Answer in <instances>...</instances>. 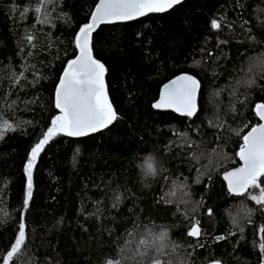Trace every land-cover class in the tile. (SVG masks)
Returning <instances> with one entry per match:
<instances>
[{
	"label": "trees",
	"instance_id": "1",
	"mask_svg": "<svg viewBox=\"0 0 264 264\" xmlns=\"http://www.w3.org/2000/svg\"><path fill=\"white\" fill-rule=\"evenodd\" d=\"M97 1L57 0L48 7L51 23L41 24L35 0H0V264L21 223L19 264H106L126 256L121 250L135 248L148 229L166 230L179 245L174 261L264 264L258 232L264 209L247 194H230L221 177L239 165L242 138L260 123L264 0H184L164 13L100 26L92 51L107 69L118 119L87 137L51 139L37 157L25 209L31 149L59 115L55 87ZM21 72L27 79L16 83L13 73ZM181 73L201 84L192 118L152 107L160 87ZM248 80L255 83L249 87ZM149 158L156 175L145 173ZM196 220L198 239L187 235Z\"/></svg>",
	"mask_w": 264,
	"mask_h": 264
},
{
	"label": "snow or ice",
	"instance_id": "2",
	"mask_svg": "<svg viewBox=\"0 0 264 264\" xmlns=\"http://www.w3.org/2000/svg\"><path fill=\"white\" fill-rule=\"evenodd\" d=\"M182 2L183 0H99L91 14L90 22L81 26L75 36L74 43L78 49V55L68 61L55 90V107L59 111V115L52 119L51 126L44 133L43 138L31 149V156L25 168L27 174L25 209L32 199L33 168L37 157L51 139L60 134L69 137H85L108 128L118 119V114L108 96L105 82L107 69L100 60L93 56V32L101 24L127 22L147 16L150 13H163ZM35 3L34 12L39 14L37 22L41 24L51 23L48 7L49 5L55 6L57 0H35ZM28 11V8H24L22 14L26 15ZM211 26L214 29H220L221 22L213 19ZM26 39L31 43L34 36L28 35ZM21 78L27 79L23 72L19 75L13 73L12 79L16 83H19ZM244 83L250 87L255 81L248 80ZM199 90L200 81L193 75L182 73L164 86L159 101L153 107L156 109H173L188 118L195 117L198 112ZM255 113L260 120L264 121V102L255 105ZM6 128L11 131L15 130L12 124H6ZM4 131L5 129L0 127V139L3 138ZM242 139L243 144L237 153L243 162L242 166L227 171L224 174V179L227 181L230 194L235 196L247 194L251 201L264 209V181H262L264 178V123L252 127ZM185 142L188 143L189 147L191 146L190 142L186 140ZM144 168L147 175L157 174V168L154 166L152 158H149ZM165 195H174V192L170 191ZM119 199L120 197L117 196L116 200L119 201ZM207 214L211 216L213 214L212 209H208ZM251 215L252 210H248L247 219L249 223H252ZM233 224L237 225L240 232H243V228L240 227L236 219L233 220ZM258 232L261 234L262 241L259 244V249L264 253V225L258 226ZM201 234L200 222L196 220L187 235L198 239ZM129 236L134 237V233L129 232ZM154 236L155 239L150 238ZM216 239L222 240L226 237L220 236ZM25 241V225L21 223L18 237L10 246V250H7L6 255L2 257L3 264H11L14 257L19 264ZM199 246L203 247V245ZM177 247L179 245L169 242L166 230L154 234L151 229H148L147 234L136 242L135 248L121 250L128 252L126 256L120 260H108L106 264H187L183 258H177L174 261L173 257ZM215 264H220V261H216Z\"/></svg>",
	"mask_w": 264,
	"mask_h": 264
},
{
	"label": "water",
	"instance_id": "3",
	"mask_svg": "<svg viewBox=\"0 0 264 264\" xmlns=\"http://www.w3.org/2000/svg\"><path fill=\"white\" fill-rule=\"evenodd\" d=\"M98 2H99V0L97 1V3H96V5L98 4ZM183 2H184V0H183ZM96 5H95V7H96ZM95 7H94V9H93V11H92V13L94 12V10H95ZM169 11V10H168ZM167 12V11H166ZM164 13V12H163ZM91 17V16H90ZM140 18H142V17H140ZM140 18H137V19H135V20H138V19H140ZM135 20H131V21H127V22H116V23H111V24H101L100 26H102V25H114V24H122V23H128V22H132V21H135ZM88 22H90V18H89V20H88ZM99 26V27H100ZM99 27L93 32V34H95V32L99 29ZM79 31V30H78ZM77 34H78V32H77ZM76 34V35H77ZM76 55H78V49H77V54ZM75 55V56H76ZM93 56H94V54H93ZM95 57V56H94ZM75 58V57H74ZM73 59V58H72ZM67 66V65H66ZM66 68V67H65ZM64 71V70H63ZM63 71H62V73H61V75H60V78L62 77V74H63ZM182 74V73H181ZM189 74V73H188ZM180 75V74H179ZM190 75H192V74H190ZM178 76V75H177ZM176 77V76H175ZM175 77H173V78H171L170 80H168L167 82H165L161 87H160V89H159V94H158V98L153 102V104H152V107H153V105L155 104V103H157L158 101H159V98H160V95H161V93H162V91H163V89H164V86L166 85V84H168L172 79H174ZM198 79V78H197ZM60 80V79H59ZM199 80V79H198ZM58 84H59V81H58V83H57V85H56V87H55V90H56V88H57V86H58ZM200 88H201V84H200ZM199 93H200V90H199ZM199 93H198V99H197V102H198V109H199ZM54 102H55V91H54ZM56 108V107H55ZM153 109L154 110H156V111H162V112H172V113H174V114H176V115H178V116H182V117H186V116H183V115H181L180 113H178V112H176V111H174L173 109H156V108H154L153 107ZM257 117L259 118V116L257 115ZM259 120H260V118H259ZM261 123H264V121H262V120H260V123L259 124H261ZM258 125V124H257ZM103 130V129H102ZM101 130V131H102ZM251 130V129H250ZM249 130V131H250ZM248 131V132H249ZM100 132V131H99ZM247 132V133H248ZM97 133V132H96ZM246 133V134H247ZM93 134H95V133H91V134H89L88 136H90V135H93ZM67 137H69V136H67ZM85 137H87V136H85ZM69 138H73V139H79V138H83V137H69ZM238 160H239V165L237 166V167H235V168H232V169H229V170H227V171H231V170H234V169H236V168H239V167H241L242 166V161L240 160V158H239V156H238ZM227 171H225L223 174H222V180L224 181V183H225V185H226V188H227V190H228V186H227V181L224 179V174L227 172ZM215 262L216 261H214V262H210V263H207V264H215Z\"/></svg>",
	"mask_w": 264,
	"mask_h": 264
},
{
	"label": "rangeland",
	"instance_id": "4",
	"mask_svg": "<svg viewBox=\"0 0 264 264\" xmlns=\"http://www.w3.org/2000/svg\"><path fill=\"white\" fill-rule=\"evenodd\" d=\"M229 170V169H228ZM227 171V170H226ZM224 173V172H223Z\"/></svg>",
	"mask_w": 264,
	"mask_h": 264
}]
</instances>
